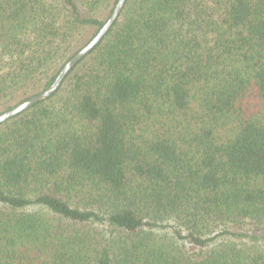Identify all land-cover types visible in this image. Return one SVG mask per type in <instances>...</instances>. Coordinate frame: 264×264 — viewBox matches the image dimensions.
Masks as SVG:
<instances>
[{
    "label": "trees",
    "instance_id": "trees-1",
    "mask_svg": "<svg viewBox=\"0 0 264 264\" xmlns=\"http://www.w3.org/2000/svg\"><path fill=\"white\" fill-rule=\"evenodd\" d=\"M118 0H0V113ZM0 264H264V0H125L0 123Z\"/></svg>",
    "mask_w": 264,
    "mask_h": 264
},
{
    "label": "water",
    "instance_id": "water-1",
    "mask_svg": "<svg viewBox=\"0 0 264 264\" xmlns=\"http://www.w3.org/2000/svg\"><path fill=\"white\" fill-rule=\"evenodd\" d=\"M125 0H118L108 17V19L104 22V24L101 26V28L98 30V32L95 34V36L85 45L83 46L79 51H77L61 68L53 82L49 85L47 89L44 91L31 96L27 100L19 103L18 105L0 113V123L7 120L8 118L20 113L21 111L25 110L26 108L30 107L31 105L35 104L36 102L43 100L50 96L61 84L64 77L67 75V73L71 70L73 66L77 64L88 52H90L94 46H96L100 40L103 38V36L106 34V32L109 30V28L112 26L114 21L116 20L120 10L122 9V6L124 4Z\"/></svg>",
    "mask_w": 264,
    "mask_h": 264
}]
</instances>
